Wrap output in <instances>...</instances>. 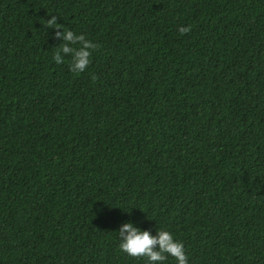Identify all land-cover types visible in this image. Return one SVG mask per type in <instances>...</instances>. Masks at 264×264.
Instances as JSON below:
<instances>
[{"label": "trees", "instance_id": "1", "mask_svg": "<svg viewBox=\"0 0 264 264\" xmlns=\"http://www.w3.org/2000/svg\"><path fill=\"white\" fill-rule=\"evenodd\" d=\"M129 222L264 264V0H0V264H148Z\"/></svg>", "mask_w": 264, "mask_h": 264}, {"label": "clouds", "instance_id": "2", "mask_svg": "<svg viewBox=\"0 0 264 264\" xmlns=\"http://www.w3.org/2000/svg\"><path fill=\"white\" fill-rule=\"evenodd\" d=\"M48 26H56L57 18L52 16L47 21ZM189 29L181 26L179 32L184 34ZM57 36H63L65 43H62L59 50L53 55V60L61 64L60 52L72 53L71 71L83 72L91 62L92 50L97 46L85 35H74L70 30L65 29L63 33L57 32ZM79 44L74 48L71 45ZM120 237L119 248L129 256L147 258L148 264H163V261L171 256L175 259L176 264H188L187 254L184 244L176 239L172 232L166 229H159L155 234L149 230H141L131 222L125 223L118 231Z\"/></svg>", "mask_w": 264, "mask_h": 264}]
</instances>
